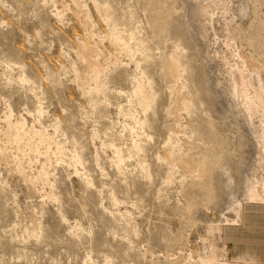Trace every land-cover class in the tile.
<instances>
[{"label":"rangeland","instance_id":"rangeland-1","mask_svg":"<svg viewBox=\"0 0 264 264\" xmlns=\"http://www.w3.org/2000/svg\"><path fill=\"white\" fill-rule=\"evenodd\" d=\"M246 216L264 0H0V264H252Z\"/></svg>","mask_w":264,"mask_h":264},{"label":"crops","instance_id":"crops-1","mask_svg":"<svg viewBox=\"0 0 264 264\" xmlns=\"http://www.w3.org/2000/svg\"><path fill=\"white\" fill-rule=\"evenodd\" d=\"M254 210L256 211L258 209L255 208ZM255 221H258L257 226L255 227L250 226V224H253ZM243 223H244V218H243ZM239 231L241 232L237 237L232 238V234L226 237V239L231 240L235 244L236 248H234V251L240 252L238 255L239 258L241 260H245L252 264H264V259H261L259 255L256 254V251L259 249H260L259 251H264V246H262L264 244V241L263 242L259 241V238L261 236L264 237V216L263 217L246 216L244 227ZM239 231H231V233H236ZM256 233L258 237L256 236V246L254 247L251 241L245 239V234H248L249 236H254V234Z\"/></svg>","mask_w":264,"mask_h":264},{"label":"bare ground","instance_id":"bare-ground-1","mask_svg":"<svg viewBox=\"0 0 264 264\" xmlns=\"http://www.w3.org/2000/svg\"><path fill=\"white\" fill-rule=\"evenodd\" d=\"M98 68V67H97ZM97 68H95V69H97ZM96 71V70H95ZM248 200H250V201H256L257 200V196H255V195H251L250 197H249V199ZM258 201V200H257Z\"/></svg>","mask_w":264,"mask_h":264}]
</instances>
